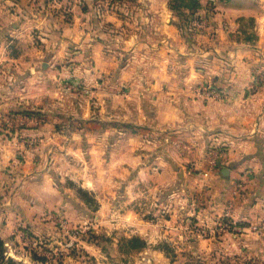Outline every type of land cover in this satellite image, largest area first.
Returning <instances> with one entry per match:
<instances>
[{"label":"rangeland","instance_id":"1","mask_svg":"<svg viewBox=\"0 0 264 264\" xmlns=\"http://www.w3.org/2000/svg\"><path fill=\"white\" fill-rule=\"evenodd\" d=\"M50 1H53L55 10L59 9L62 13L57 15V19L67 27L79 22L78 12H88L89 31L97 34L104 31L106 40L107 36H112L113 30L127 36L139 29L149 32L147 40L153 43L150 58L154 62L161 58L157 44L159 36L153 32L158 25L170 21L178 28L187 47L186 53H169L170 64L179 62L184 65L178 69L169 67V72L189 75L188 63L193 62L194 71L203 78L199 82L183 85L186 95L220 101L233 93L240 101L239 106L245 97H249L241 107L243 113L246 111V116L253 119L256 130H264V101L259 100L264 94V49L260 51L257 47L259 38L254 33L253 20L241 22L243 32L235 37L238 43L251 47L252 53L240 54L235 60L236 56L229 52L194 54L197 49L193 35L196 26L200 25V16L191 12L192 0H148L146 4L139 0ZM202 2L204 5L207 3L206 0ZM148 3L158 12L165 9L163 15H168V18L160 22L152 15V22L145 21L142 11ZM131 44L126 42L124 45ZM136 44V47L143 45L142 41ZM232 46H229L231 50ZM113 47L112 44L109 48ZM243 47L240 45V50ZM68 48L74 50L78 47L70 42ZM57 55L56 68L52 69L53 64L51 67L52 71H56V79L50 87V94L46 93L45 85L36 90L39 93L33 92L35 81L27 86L28 97L24 100H28V107L21 108V105L23 111L19 109L23 114L30 115L27 120L24 116H15L0 109V146L6 144V148L12 151V157L26 164L18 166L16 176L24 189L17 191L27 192L22 180L29 175L34 174L37 179L42 177L43 174L37 171L39 168L49 177L47 182H40V190L47 194L45 197L14 196V193L9 195L6 188L0 189V238L4 240L7 255L22 264H264V220L255 223L236 221L230 207H227L214 220L200 221L194 213L197 203L196 198L191 199L193 195L184 207L190 213L174 218L169 215L170 218L164 220L170 213L160 206V201L168 204L176 202L180 197L175 192L178 185H170L172 188L167 185L158 192L156 204H151L141 194L132 199L133 193L130 192V195L123 191V185L114 190L113 157L117 155L116 151L112 152L114 142L118 138L121 142L126 141L130 135L155 142L161 139L162 132L134 130L135 125L128 119L131 113L124 109L121 111V122H113L109 118L110 113L102 112V109L99 111L97 105L95 94L101 84L100 75L95 73L98 70L86 69V62L81 61L77 62L80 67L71 66V59L77 56L72 52ZM232 77L238 80L249 78V82L242 84L236 81L232 84ZM128 87L119 88L123 98H127ZM109 88L111 86H104V89ZM18 90L20 88H15V92ZM44 95L54 102L55 116L37 107L41 106ZM103 96L100 104L104 103ZM82 100L89 101L91 120H83L81 115L74 117V113H70L69 103L73 102L80 110ZM80 127L84 129L80 138H72L73 132ZM107 127L110 129L108 134L105 131ZM215 137H208L209 147L204 152V159H209L211 168L227 171L225 154L229 144L217 141ZM89 138L92 140L88 141ZM93 138H101L99 144ZM260 140H264L261 135ZM93 144L99 147L96 151ZM3 151L0 148V153ZM137 151L142 152L140 149ZM25 159L29 162L26 163ZM30 169L35 170L26 176ZM203 175L209 176V171L203 172ZM121 176L126 183L127 175L124 177L122 171ZM244 183L242 180L233 181L234 193L243 191ZM134 236L144 239L146 245L141 247L139 242L128 241ZM198 239L210 241L206 247H200Z\"/></svg>","mask_w":264,"mask_h":264},{"label":"crops","instance_id":"2","mask_svg":"<svg viewBox=\"0 0 264 264\" xmlns=\"http://www.w3.org/2000/svg\"><path fill=\"white\" fill-rule=\"evenodd\" d=\"M139 1L145 4L148 2ZM195 1L196 6L191 12L200 16V25L196 26L193 35L197 49L194 54L229 52L236 56H233L235 60H238L240 54L249 55L252 53L251 47L235 40L243 32L241 22L246 20L255 22L254 33L259 38L257 47L263 51L264 0H206L205 5L202 0ZM153 10L150 3L148 7L145 6L142 11L145 21H151L152 15L160 22L168 18V15H163L165 9H160L161 12L154 10L158 14ZM58 14L62 13H59V9L55 10V5L50 0H0V109L10 111L15 116H24L27 120L30 115L20 111L21 105V108L28 107V100H24L28 97L27 86L35 81L33 92H38L36 90H41L45 85L46 93L50 94V87L56 79V71L51 70L52 64V69L56 68L55 57L60 53L72 52L77 56L71 59L72 62L69 61L71 66L78 67L77 62L81 61L86 62V69L98 70L95 73L100 75L101 87L97 89L95 98L99 111L102 109V112L110 113L112 118L110 115L109 118L113 122H121L122 109L125 112L128 110L131 113L128 119L135 125L134 130L162 132L161 139L155 142L145 141L137 135H130L123 142L118 138L114 142L112 152L116 151L117 154L113 157L114 190H119L123 185V191L133 193L132 199L141 194L151 204H156L158 192L168 187L167 185H178L175 192L180 197L177 200L175 197L176 202L168 204L160 201V206L167 208L170 213L164 220L170 216L183 217L186 212L190 213L188 208L184 210L190 195L194 196L191 199L196 198L197 208L194 213L200 221L214 220L227 207H230L231 215L236 221L255 223L264 220V140H260V135L264 137V130H256L253 119L246 116V111L243 113L244 109L241 107L250 98L245 97L239 106L240 101L233 93L220 101L191 94L190 97L187 96L182 86L199 82L203 78L194 71L193 62L188 63L189 75H178V71L176 74L169 72V67L178 69L184 66L179 62L170 64L169 53L183 54L187 47L178 28L170 21L158 25L153 32L159 36L157 44L158 53L161 54V59L154 62L150 58L153 43L147 40L149 32L139 29L127 36L113 30L112 36H107L106 40L104 31L102 34L89 31L88 12H78L76 16H80L79 22L70 24L69 27L57 19ZM114 15L112 17L116 20ZM61 28L62 31L59 30ZM138 41H142L143 45L134 46ZM70 42L78 48L69 50ZM126 42L132 44L125 47ZM112 44L114 47L109 48ZM240 45H244L241 49L243 53ZM46 65L48 67L45 69ZM248 79L238 80L232 77L230 83H248ZM104 86L111 88L104 89ZM120 86H129L127 98L119 93ZM15 88L20 90L15 92ZM101 95H104L103 104H100ZM41 100V106H37L33 100L32 104L55 116L51 98L44 95ZM259 100L264 101L263 93ZM82 102L80 110L70 102V113L72 111L74 117L81 115L83 120H91L89 101ZM76 130L72 138H80L84 129L80 127ZM105 131L108 134L110 129L107 127ZM211 135L216 136L215 140L229 144L225 154L227 171L211 168L209 159H204V152L209 147L207 139ZM93 139L98 144L101 140ZM6 146H0L4 150L0 153V189L6 188L9 195L14 193V196L45 197L47 194L40 190V182H47L49 177L41 168L37 170L43 174L40 179L34 178V174L29 175L35 169L26 172V176H29L22 180V185L28 190L18 192L23 188L16 176L18 166L26 164L13 158L12 151ZM96 148L99 147L94 145L95 151ZM138 149L142 152H138ZM26 161L29 162L25 159ZM193 164L196 167L192 168ZM122 171L124 177L127 175L126 183L123 182L125 178L121 176ZM206 171H209V176L203 175ZM237 180L245 182V188L234 193L233 181ZM209 241L198 239L197 243L200 247H206Z\"/></svg>","mask_w":264,"mask_h":264},{"label":"trees","instance_id":"3","mask_svg":"<svg viewBox=\"0 0 264 264\" xmlns=\"http://www.w3.org/2000/svg\"><path fill=\"white\" fill-rule=\"evenodd\" d=\"M196 1L192 0V7H190V9H194V7L196 6ZM128 241H132V242H139V246H145L146 245V241L142 238H140L139 236H134L132 238H130ZM5 249V244H4V240L0 238V264H22L19 263L18 261H15L13 258H11L10 256L7 255Z\"/></svg>","mask_w":264,"mask_h":264}]
</instances>
